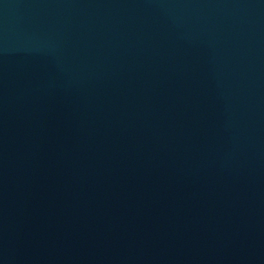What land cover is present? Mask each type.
<instances>
[{
	"label": "water",
	"instance_id": "95a60500",
	"mask_svg": "<svg viewBox=\"0 0 264 264\" xmlns=\"http://www.w3.org/2000/svg\"><path fill=\"white\" fill-rule=\"evenodd\" d=\"M0 264H264V0H0Z\"/></svg>",
	"mask_w": 264,
	"mask_h": 264
}]
</instances>
